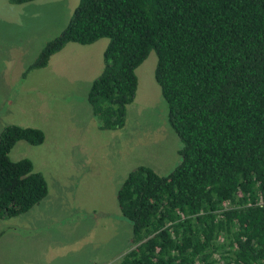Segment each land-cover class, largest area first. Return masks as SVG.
I'll use <instances>...</instances> for the list:
<instances>
[{
	"label": "trees",
	"instance_id": "1",
	"mask_svg": "<svg viewBox=\"0 0 264 264\" xmlns=\"http://www.w3.org/2000/svg\"><path fill=\"white\" fill-rule=\"evenodd\" d=\"M101 39L109 40L105 67L88 93L100 128H125L136 71L155 52L182 146L171 173L141 165L118 190L134 245L119 264H264V0H80L27 70L46 68L69 43ZM45 140L38 128L2 130L0 219L49 195L32 160L10 156L19 142Z\"/></svg>",
	"mask_w": 264,
	"mask_h": 264
},
{
	"label": "rangeland",
	"instance_id": "2",
	"mask_svg": "<svg viewBox=\"0 0 264 264\" xmlns=\"http://www.w3.org/2000/svg\"><path fill=\"white\" fill-rule=\"evenodd\" d=\"M79 2L0 0V134L8 125L45 133L42 145L19 142L10 156L32 160L49 184L40 205L0 219V264H119L134 248L117 199L122 183L138 166L166 176L181 161V142L155 79V52L136 71L137 96L117 131L102 130L88 103L108 39L69 43L46 68L28 72Z\"/></svg>",
	"mask_w": 264,
	"mask_h": 264
}]
</instances>
